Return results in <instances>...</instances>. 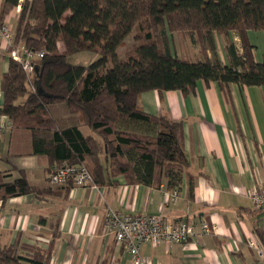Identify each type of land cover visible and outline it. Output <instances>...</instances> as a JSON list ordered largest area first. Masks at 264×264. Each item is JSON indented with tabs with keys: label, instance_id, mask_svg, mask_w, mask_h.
Segmentation results:
<instances>
[{
	"label": "trees",
	"instance_id": "trees-1",
	"mask_svg": "<svg viewBox=\"0 0 264 264\" xmlns=\"http://www.w3.org/2000/svg\"><path fill=\"white\" fill-rule=\"evenodd\" d=\"M17 5L18 0H4L0 20ZM20 6L14 45L44 55L33 61L34 92L22 65L9 58L0 79V115L11 120L12 129L30 133V153L48 158L49 173L66 163L85 166L95 186L122 176L127 185L158 188L166 179L169 188L178 187L188 166L182 124L144 113L140 95L154 90L187 95L198 81L222 90L231 84L264 86V57L255 62L247 40L249 31L264 30V0H24ZM133 30L136 45L120 59L116 51ZM230 33L239 37L242 54L229 42L231 60L224 65L214 35ZM173 34L199 44L203 57H178L169 39ZM81 52L98 57L86 67L66 62ZM54 105L67 116L57 115ZM81 126L93 135H84ZM18 174L11 179L0 172L1 203L23 195L66 196L73 188L69 180L39 189L23 171ZM53 226L56 232L58 223ZM54 243L55 236L45 246L18 239L0 244V264H49Z\"/></svg>",
	"mask_w": 264,
	"mask_h": 264
},
{
	"label": "crops",
	"instance_id": "crops-1",
	"mask_svg": "<svg viewBox=\"0 0 264 264\" xmlns=\"http://www.w3.org/2000/svg\"><path fill=\"white\" fill-rule=\"evenodd\" d=\"M23 1L18 0V5L4 15L3 20L13 28ZM3 3L0 0V10ZM247 40L253 46L254 61L260 63L264 30L249 31ZM214 42L224 65L231 60L229 42L242 54L240 39L233 33L215 34ZM182 44L178 45V57L184 56L182 46L187 43L184 40ZM190 49L193 60L203 57L199 44L193 43ZM206 56L211 59L209 50ZM8 63L9 57L0 45V79ZM139 104L148 115L182 124L188 166L181 184L174 187L177 198L163 207V193L174 189L168 187L166 179L153 188L127 185L122 176L104 186L70 188L66 196L10 198L0 202V244L18 239L45 246L55 236L49 264H132L124 247L105 234L103 218L107 208H112L125 214H162L168 223L181 220L207 224L208 232L199 231L185 245H143L145 264H264V254L260 253L264 235H259L264 233V217L254 210L248 196L253 187H264V86L231 84L222 90L216 83L198 81L187 95L176 90L144 92ZM52 109L62 118L67 116L57 105ZM86 128L81 126L82 133L93 135ZM30 152L27 130L0 133V172L14 179L18 171H23L31 185L49 187L48 158Z\"/></svg>",
	"mask_w": 264,
	"mask_h": 264
},
{
	"label": "built area",
	"instance_id": "built-area-1",
	"mask_svg": "<svg viewBox=\"0 0 264 264\" xmlns=\"http://www.w3.org/2000/svg\"><path fill=\"white\" fill-rule=\"evenodd\" d=\"M0 45L9 58L12 57L22 65L23 70L28 75L29 89L34 92L36 88L31 81V74L34 72L33 61L36 58H42L44 52L35 53L22 46L14 45V35L11 36V29L4 20H0ZM11 129V120L5 115H0V133L9 132ZM69 180H72L73 187H96L83 165L70 166L63 163L53 167L48 175L50 186L62 185ZM177 196L178 191L175 188L165 191L163 193V207L170 200L176 199ZM248 196L254 210L264 217V187H253ZM103 227L105 234L112 236L117 244L124 247L132 264H145L141 254V247L145 244L185 245L194 239L199 231L208 232V226L204 221L194 223L180 220L168 223L164 221L162 214H125L112 208H107L105 212ZM262 230L264 232V227ZM260 253L264 254V249H261Z\"/></svg>",
	"mask_w": 264,
	"mask_h": 264
},
{
	"label": "rangeland",
	"instance_id": "rangeland-1",
	"mask_svg": "<svg viewBox=\"0 0 264 264\" xmlns=\"http://www.w3.org/2000/svg\"><path fill=\"white\" fill-rule=\"evenodd\" d=\"M18 22V18L16 20V24L14 25V28L16 29V25ZM8 24V23H7ZM9 25V24H8ZM10 29H11V36H13L15 34V29L13 27H11L9 25ZM135 30H133L125 39L123 46L119 47L116 51L117 56L120 59H124L125 58V52L126 50L133 48L136 45V42L134 40L135 37ZM169 39L170 42L172 43L174 50L177 52L180 51L178 45L179 43L182 44V42H180L178 39L179 37H177L175 34L173 35H169ZM186 40V39H185ZM187 44H185L184 46H182V53L184 55V58H187L188 60H193V56H189L191 55V53H193V50H191V46L193 45L192 43H190L188 40L185 41ZM183 45V44H182ZM186 46V47H185ZM58 49L59 51H63V45L61 43H58ZM6 53V52H5ZM98 56L94 53L91 52H81V53H76L73 55H69L66 57V62L71 64V65H76V66H83L86 67L88 66L92 61H94ZM197 58H200L197 57ZM38 72L36 71V69L34 70L33 74H31V81L35 82L36 78H37V74ZM60 110L62 109L59 106ZM63 113H65V111H63ZM62 115V113H61ZM87 131H89V133H91V131L86 128ZM41 186V185H40Z\"/></svg>",
	"mask_w": 264,
	"mask_h": 264
}]
</instances>
